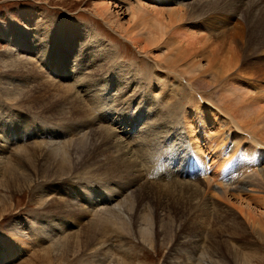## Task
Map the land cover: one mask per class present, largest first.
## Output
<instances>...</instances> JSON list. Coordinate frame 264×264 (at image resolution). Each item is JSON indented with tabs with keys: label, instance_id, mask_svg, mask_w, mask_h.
I'll list each match as a JSON object with an SVG mask.
<instances>
[{
	"label": "rangeland",
	"instance_id": "obj_1",
	"mask_svg": "<svg viewBox=\"0 0 264 264\" xmlns=\"http://www.w3.org/2000/svg\"><path fill=\"white\" fill-rule=\"evenodd\" d=\"M182 1H184V3L186 2V4L191 3V5H189L192 6L198 3L206 4L210 0ZM226 1L228 0L220 1L221 6L228 4L226 7L223 6L227 9L226 13L219 14L218 19L214 21L200 23V27L203 28L204 33L208 30L212 32V41L215 42L213 46H215L216 50L223 56H228L229 52L227 53V50L230 45L238 48V46H236L238 43L244 45L246 42L238 35L241 30L239 28L242 26L240 23L242 11L240 9L237 10L234 4L246 5L249 2V0H245L246 2L242 4L241 2L243 0L239 1V3H235V1L231 0L229 4ZM260 1L259 2L264 5V0ZM102 3L110 7L108 12L105 10L107 13H99V6H102ZM173 4H176L174 0H0V26L15 27L20 31V38L22 37L20 43L24 45L25 42H29L31 45L30 48L27 46L25 48L26 50L20 51V45L15 49L12 47L13 45L9 44L1 37L0 57L20 52V56L25 57L28 63L24 70L31 65L36 66L35 68L39 72L38 77H40L42 82L55 83V85L59 84L58 86L61 84V87L70 86L73 83L74 86L71 88L75 93L71 95L72 93L69 92V95L74 97L75 94H77L79 101L84 99L83 103L80 104L82 106L86 105L85 108H89L90 114L76 118L74 121L77 125L73 124L72 127L76 128L82 125V123L86 125L81 134L89 132L90 127H98L100 129L106 128L112 133L114 130V139L122 142L124 149H129L133 156L132 159H134L136 163L133 177L139 179V183L135 186H141V190L147 187L146 191L151 192L150 194L155 198L154 203H151L148 198L145 200V207L142 213L151 212L149 215L152 217L155 212H159L156 214L158 216L154 215L155 218H151V226L145 221H142L141 226L145 230L144 235V232H142L140 236L136 234V231H134L135 235H123L112 229V231H110L111 238L108 239L105 237L107 241L105 243L103 242L105 245L101 242L97 244V247L78 251L79 253H73L74 249L68 250L67 248H65L64 251V248H55V242H50V238L54 236V234H50L51 222L47 223V229L50 233L45 240H42L38 238L40 235L36 233L34 228L36 225L42 228V225L38 223L35 224L34 221L40 219L45 222L47 219L50 220V218L56 221L61 220V218H63L64 221L67 219L65 223H70L69 229L66 230V228L63 227L64 225L62 227L60 226V229L62 232L71 231L70 233L80 232L84 224H78L80 220L72 219L65 213L55 215L58 217L55 219L52 217L54 213L49 214L41 210H39L41 212L36 210V204L31 203L34 202L32 200L34 192L38 189L40 191L42 190V192L46 190L44 186L45 183L37 181L34 186L32 185L33 188H28V186L25 185L24 188L17 190L14 193L15 195L12 193L6 194L7 197L5 199L7 201L8 198L9 201L4 204L0 203V211H2V207L4 208V206L9 210V212L0 219V237H2L3 240L7 238L11 243V248L13 251L15 250V253L12 254L9 252L11 248H7L5 245L1 246L0 259L5 261L3 263L0 262V264H98L99 260L100 264H114V261L116 263L120 262L121 264H201V251L203 249L195 247L196 243L194 240L196 239V235L194 229L197 223H199L197 217L203 210H205L204 212L207 211V220H210V222L215 220L216 214V216L219 214L224 216L226 215L225 211H231L235 216L237 215L239 220L244 222L247 230H249L248 227L251 229V225H248V223L244 221V217L238 212L237 208H235L236 205H240L242 201L237 199L238 193L235 192V194L233 189H235L240 182H244L247 191L243 193L242 196L244 199L249 200L253 208L258 207V205L260 206L261 199L264 198V180L257 175L256 171L259 170V167L257 166L256 170L252 168L251 165L255 163L253 162L254 155L256 154L254 147L258 146H254V141L245 137V134L242 133L241 130L232 128L228 124L225 126L226 121L224 120L228 115H232V117L238 115V113H240L238 110L241 106H233L225 101L220 102L218 92L212 87L213 81L209 77H206L207 81L199 86V89L202 91H199L196 85L195 89L198 90L192 89L188 84L191 76L188 74H181L179 69H176L177 71L174 70L173 66L165 64V61H163L164 63L161 62V57L158 56L161 53L160 50L151 48L150 54L146 53L144 49L142 50L140 46L141 43L135 44L128 38L126 29L132 30L134 24L139 21L138 18L137 21L135 19L132 20L131 9L146 7L143 12H146L145 16L147 20H150L155 16L154 14L157 13L155 10H164L169 6H174ZM207 9L208 8L205 6L200 12L202 13ZM227 13H230V16L227 17ZM151 15L152 17L149 18ZM140 17L143 20V16ZM145 19L146 18H144V20ZM148 21L145 23L148 24ZM198 21L199 19L196 20V22ZM145 23L142 22L140 25L143 31L148 27ZM137 24L140 23L137 22ZM192 32L193 30L189 29V31H185L184 34L175 33L173 36L175 40L182 38L187 41L188 35H191ZM15 38H17V33L13 35V39ZM98 45L105 47V50H101L104 51L100 53L99 57L101 59L95 56L97 52L96 48L99 47ZM44 53H48V57L54 59L49 61L51 64L45 63V59L43 58ZM83 57H85V59ZM82 58L89 61V63L85 61L83 64L80 61ZM53 61L56 62L55 68ZM156 63L164 66V69H166L163 77L156 75L158 71L155 66ZM96 64L100 65L97 66ZM80 65L83 70L79 68ZM242 67L241 75H237V77L235 76L233 78L236 83V85L233 84V86L240 88L244 87L245 91L250 90L247 96L248 104H250L251 109L253 108L252 110H257V112H259L257 114L261 115V126H264L263 47L257 49ZM92 71L95 72V74L91 76ZM17 72L18 71L16 70L15 72L14 69L13 71L6 70V67L1 65L0 61V138L6 139V142L0 140V148L5 146L3 148V155H5V157L0 161L4 163L5 169H10V167L11 169H30L28 160L30 159L29 163H31V161L34 159L36 160V157L39 156L38 151L40 148L37 147L38 142H49V140L52 139L49 138V134L48 137H37V139L34 137L36 132L34 130L32 131V128H23L28 124L27 119L36 117L43 122L44 118L41 116L42 113L38 111L41 109L36 110V108H30L28 107V103H25L23 100L11 99L8 96V89L6 88L8 84L6 81L11 78V81L13 79L22 80L19 78L20 76H18L20 73ZM231 75H235V72H232ZM82 85H84V87H82ZM56 86L51 87L53 88V92L55 88L59 89V87ZM178 91L180 93H178ZM201 93L204 94L202 95L203 99L201 98ZM210 105L217 106L219 107L218 109L223 108L224 105H228V109L230 107L229 110L231 113L228 111V115H226L222 110L218 116L219 121H216L214 118H211V115H208V111H210L208 108H210ZM66 107L69 108L70 105ZM232 110L234 112H232ZM38 114H40V116ZM49 118L47 119L49 120ZM240 118L242 117H239V119ZM221 119L224 120L222 121L223 123ZM54 122L50 120L48 123H45L47 127L55 124V126L50 128L49 132L51 131L55 136L62 135L57 137L54 142L61 143L70 140L65 138V132H67L65 129L67 128L61 126L64 120H58L57 122L55 120ZM18 123L22 126L19 129ZM217 123L221 126L219 127ZM224 130L229 136L226 141H223L221 137V133ZM20 132L29 134L21 136ZM261 134L264 137V133ZM98 136L97 134L96 137ZM45 137L46 139H44ZM63 138H65V140H63ZM228 141L234 144L230 151L227 150ZM2 144L4 146H2ZM160 148L166 152L160 151L163 153L161 156V153H157L161 150ZM222 148H224L225 151L223 152V159L220 160L216 153ZM23 149L24 151L28 149V151L22 152ZM32 149L33 154L30 152ZM100 155L102 158L100 162L97 157L96 159L80 164L76 169L81 170L73 175L75 177H70L69 180L75 184L76 182H82L84 185H92L91 182H96L97 185H106L103 192L97 193L95 190L93 192L95 197L94 203L98 205L97 208L100 207L101 209H105L107 206H110V209L114 210L117 208L116 204L121 198L130 196L132 199L130 197L129 206L132 207L137 203L135 186L130 189H126L124 186L114 192L116 196L111 197L112 189H115L118 185L123 186L126 184V178L122 174L117 175V177L112 175L109 184L105 182L107 174L102 173V175L96 176V174L101 173L100 171H96V167L98 169L100 164L107 163L110 158L113 157V155L108 152H105L104 155L101 153ZM24 158L28 160H24ZM107 158L109 159L107 160ZM154 159L155 161L159 160V162L155 164ZM261 160L264 164V152ZM256 163L260 165V162L257 161ZM20 165L22 166L20 167ZM82 165L85 166L82 167ZM242 165H247L249 168L239 171L238 169H240ZM93 167L95 170H93ZM138 171L140 173L139 175ZM41 184H43V186ZM57 184L54 186L58 187ZM59 188L61 187H58V189ZM214 188L223 192L227 191L234 205L232 206L230 205L231 203L228 204V202L224 200L221 201L222 199L219 198L218 192L212 191ZM194 189H198L200 193L194 195L195 198H193V202L195 201V203L191 208H188L186 219H178L175 212L169 209L164 211L162 208H159V211L154 209L153 212L152 204H155L161 197L165 199L163 201L167 200L171 203L170 206H174L178 204L176 201L189 197V191ZM231 192H233V196ZM4 193L6 192L2 194ZM54 194L55 193H52L50 198L59 196L58 194L54 196ZM12 203L16 204L14 209L9 207ZM64 215L67 217H64ZM223 216L216 221L222 222L224 220ZM232 217L233 216L230 218ZM18 221H20V225L23 227L19 226V229H14L12 226H16L13 224H17ZM220 224L221 223L218 225ZM218 225L217 228H219ZM210 227L211 226L208 224L205 238L203 239V245H201L202 248L207 246V235ZM196 230L199 235L201 230L197 228ZM146 233L148 236H145ZM216 236L214 239L216 238L215 240L217 241L222 242L225 240L226 243H231V248L234 244L240 251L246 250L242 247V244H246V242L242 243V241L237 240V235L234 233L225 232L219 233V237ZM10 237H14L12 241ZM243 237L249 238L248 236ZM17 242L25 247H30L31 250L29 252L20 253ZM219 249L224 253H218ZM263 250L264 248L262 249L261 247H257L256 251L252 250V253H256L257 257V259L256 257L252 258V264H257L258 262V264H264ZM211 251L214 256L217 255V257H214L215 261L213 260V263L218 264L220 260L219 264H222L224 255L226 254L225 251L218 247L217 249L216 247L211 248ZM6 253L10 255L8 259H4L7 255ZM186 259H188V261ZM204 262L205 264H211L208 260Z\"/></svg>",
	"mask_w": 264,
	"mask_h": 264
},
{
	"label": "bare ground",
	"instance_id": "obj_2",
	"mask_svg": "<svg viewBox=\"0 0 264 264\" xmlns=\"http://www.w3.org/2000/svg\"><path fill=\"white\" fill-rule=\"evenodd\" d=\"M220 1L221 0H210L206 4L198 3L196 5L190 6L191 3L186 4V2L184 3V1L182 0H174V3H176V4H173L174 6H169L168 8H165L164 10H161V11L160 9L155 10L157 13L154 11L156 14L153 13L155 16L152 17L153 15L152 14L149 18L152 17L153 19L152 18H151L152 20L148 19L149 21L147 20V17L145 16L146 12H143L146 7L145 8L144 7L143 8H140V7L133 8L131 9V15H132L131 18L132 20L135 19L136 21L138 18L139 21L137 22L140 24H137L136 22L132 30L126 29L125 27L124 28L127 30L126 32H128V38L130 40H132L135 44H140V43L143 44V45L140 44V46L142 50L144 49L146 53H149L151 51V48L155 50L156 49L160 50L161 53L158 56L161 57L160 59L161 62L165 61V64L173 66L174 70L179 69L181 74L183 73V74L190 75L191 79L190 81H188V84L191 86L192 89L198 90L199 86L203 85V83L207 81L206 77H209L213 81L212 87L218 92L220 102L225 101L226 103H229L230 105H233V106H237V105L241 106L238 110L240 111V113L232 117V115H228V111L230 112L229 110L230 107L228 109V105H224L223 108L221 109H218L219 107L217 106L210 105V108H208L210 109V111H208V115L209 116L211 115V118H214V120L217 121L219 119L218 116L220 115V112L223 110V112L226 115H228L227 116L228 118L224 116L226 118L224 119L226 121L225 126H227L228 124L232 128L241 130L242 133L245 134V137L252 139L251 141H254V146H258V147H254L256 154L254 155L253 162L255 163L251 165H252V168L254 169H256L257 166L259 167V170L256 171L257 170L256 169L255 171L257 172V175L260 178H262V180H264V164H263V161L261 160L263 158V152H264V139H263L264 137L262 136L261 133H264V126H261V121H260L261 115L257 114L259 113L257 112V110H252L253 108L251 109L250 104H248L247 96L250 90L245 91L244 87L240 88V87L233 86V84L236 85L233 78L235 76L237 77V75H241V72H242L241 69L243 68L242 66L246 63L247 59L251 57L257 49L262 48V47L264 49V5L260 3L261 2L260 0H249V2L246 5L234 4L237 10L240 9L242 11L243 20L242 19L240 20V23L242 24V26L239 28L241 30L238 35L241 36L242 40L243 41L245 40L246 42L244 45H241L238 43L236 45L238 46V48H235L231 45L229 47L227 46L228 47L227 53L229 52L228 56H223L221 53H219L216 50L215 46H213L215 42L212 41L213 40L212 32L210 31L211 32L210 33L208 30L206 33H204L203 28L200 27V23H205V21H214L218 19L219 14L226 13L227 9L224 8L223 6L226 7V5L228 4L221 6ZM230 1L231 0H228L226 2L229 3ZM233 1H235V3H239V1L241 0H233ZM246 1L243 0L241 3L243 4ZM205 6L208 9L201 13L200 10L204 9ZM99 8H100L99 13L106 12V11L108 12L110 10V7L107 5L105 6L104 4L102 6H99ZM226 15L228 17L230 16V13H227ZM140 16H143L142 17L143 20L144 18H146L145 19L146 21L145 20L143 21ZM197 19H199L198 22H196ZM147 21H148V24L145 23ZM142 22L148 25V27H146L144 31L140 27ZM189 29H192L193 32L191 33V35L190 34L188 35L187 41L186 39L184 40L182 38L178 40L174 39L173 35L175 33L184 34L185 31H189ZM16 33H17V38L13 39V35ZM198 33H201V34H198ZM1 37L2 39L6 40L9 44L13 45L12 47H14L15 49H17V46L19 47L20 45L19 47L20 51L26 50L25 48L27 46L28 48H30L31 46L29 42H25L24 45L20 43L21 38H22V37L20 38V31L17 30L13 26H7V27L0 26V38ZM98 46L99 47L96 48L97 52L95 56L96 58L98 57L99 59H101L99 56H100V53L104 52L101 50H105V47L102 45H98ZM20 54L21 53L18 52V53H13L10 55L0 57L1 65L6 67V70L13 71L14 69L15 72L17 70L20 73L18 75L20 76L19 78L23 80L22 81L20 79L18 80L13 79L11 81L12 78L10 80L8 79L6 83L10 86L8 85L6 86V88L8 89L7 94L11 99H14V98L21 99L20 101L23 100L25 103H28V107L30 108H33V109L36 108V110L41 109L38 111L39 113H42L41 116L44 118L43 122L40 121L41 119L38 120L39 118L31 117L32 119H27L28 124L26 125V127H23V128L24 129L32 128V131L34 130L36 132V135L32 133L31 134L34 135V137L36 138L37 137L43 138L44 136L48 137V134H49V138H51L53 141L49 140V142H38L37 147L40 148L38 151L39 156H37L38 155L37 154L36 160L34 159L33 161H31V163H29L30 159L28 160L24 158V160H28L30 169H25V168L24 169L22 168L11 169L10 167L11 164L10 166L8 165L10 169L9 168L5 169L4 163L0 161V203L4 204L5 202L9 201L8 198H7V201L5 199L7 197L6 194L12 193L13 195H15L14 193L17 190L24 188L25 185H27L28 188L29 187L33 188L32 185L34 186L37 183V181H41L45 183L44 186L46 187V190L42 192V190L40 191L38 189L34 192L33 199H32L34 202H31V203L36 204V210L38 211L41 210L42 212L49 213V214L54 213L52 217L55 219L58 218L55 215L65 213L68 216H70L72 219L80 220L78 224H84L80 232L77 231L74 233L73 232L70 233L71 231H64V232L61 231L60 226L62 227L64 225L63 227H65L66 230H68L70 227L69 226L70 223H65L67 219L64 221V219L61 218L60 216L59 217L61 218V220L59 221L58 220L56 221L51 218L50 220L47 219L45 222L41 221L40 219H36L34 221L35 224L38 223L42 225V228L38 227L37 225L34 227L36 230V233L40 235L38 236V238L42 240H45V238H47V235L50 233L47 229V225H48L47 223L51 222V233L50 234L51 235L54 234V236L50 238V242L52 241L55 242L56 246L54 247L57 249L64 248V251H65V248H67L68 250L74 249V252L73 251L72 252L75 253L78 251L87 250L91 247H97L98 243L107 242L105 240V237H107L108 239L111 238L110 231H112V229L123 235H129V236H131L132 234L135 235L134 231H136V234L140 236L142 232H144L143 233L144 235L145 230L141 226L142 221L143 222L145 221L148 225L150 224L151 226L152 225L151 218L153 217L154 219L155 218L154 215L158 216L156 214L159 212L157 213L155 212V214L152 217H150L149 215L151 214V212L142 213L145 207V204H144L145 200L148 198L151 203H154L155 198H153V196L150 194L151 192L146 191L147 187L144 190H141V186L139 187L135 186L137 185V183H139V179H136L133 177L134 176L133 171L134 169H136L134 166H136V163L134 159H132L133 156L131 152L129 151V149L127 148L124 149V147L122 146V142L117 141V139L116 140L114 139L113 133H115V131L113 129H112L113 130V133H112L109 131V129H106V128L100 129L98 127L96 128L90 127L89 132L85 134H81L83 133L86 125L82 123V125L77 126L76 128H73L72 127L73 124L77 125V123L74 121L76 120V118L85 116L86 114H90L89 108L87 109L85 108L86 105L82 106L80 104V103H83L84 99L83 100L81 99L82 101H79L77 94H75L76 98L75 96L73 97L69 95V92L72 93L71 95H74L75 93V91L71 88L72 86H74L73 83L70 86H62V87H61V84L60 86H58L59 84L58 85L56 84L59 87V89L55 88V91L53 92V88L51 87L56 86L55 83L42 82L40 77H38L39 72L36 70L35 68L36 66H32L30 64L31 66L27 68L26 70H24V68L27 67L28 63L26 62L27 61L26 58L20 56ZM43 55H44L43 58L45 59L46 64H51L49 61L54 60L52 57L50 58L48 57V53H44ZM102 55L101 57L103 58ZM83 58L85 59V57ZM83 58L80 59V61L84 64L86 60H84ZM86 62L89 63V61H86ZM55 64L56 62L53 61L54 68H55ZM155 66L158 70L156 72V75L163 77L166 71V69H164V66H161L158 63H156ZM79 68L83 70L81 65L79 66ZM232 72H235V75H231ZM94 74L95 72L92 71L91 76ZM230 77L233 83L231 82ZM225 80L226 82L222 85V83ZM195 85L197 86L198 89H195ZM82 87H84V85H82ZM199 91H202V90L199 89ZM178 93L180 92L178 91ZM202 95L204 94L201 93V98H202ZM67 105H70V107L67 108L66 107ZM232 112L234 111L232 110ZM38 115L40 116V114ZM49 117L52 119H50ZM239 117H242L244 120L240 118L242 120L241 121ZM47 118H49V120ZM54 119L56 120V122L58 120H64L61 126L67 128L65 129L67 131L65 132L66 133L65 138L70 139V140H67L66 142L63 141L61 143L56 142L57 144L54 142L56 141L57 137H60L62 135L55 136V134H53L51 131L49 132L50 128L55 126V124H53L50 127H47L45 124L46 122L48 123V121L50 120L54 122L55 121ZM224 120L221 119V122ZM217 125L219 124L217 123ZM220 126L221 125H219V127ZM20 127L22 126L19 125L18 129ZM20 134L21 136H25L29 133L20 132ZM97 134L99 135L98 137H96ZM221 135L220 136L222 137L223 141H226L227 138L229 137L225 133V130L221 133ZM46 137L44 139H46ZM65 138H63V140H65ZM0 140L6 142L5 138H0ZM228 142L229 143L227 145L228 146L227 150L230 151L233 148L234 144L231 143V141H228ZM238 142H241V141H238ZM2 146L4 145L2 144ZM4 147L0 148V160H3L5 157V155H3ZM27 151L28 149L25 151L24 149L22 150V152H27ZM160 151L163 152L164 150L161 149L157 153H161ZM224 151H225L224 148L220 149L218 153H216L215 151L216 155H218V158L220 160L223 159ZM30 152L32 153L33 149ZM105 152L110 153L111 155H113V157L110 156L111 158L109 157L110 160L107 163H104V164L99 163L100 166H98V169L96 167V171H100L101 173L96 174V176L102 175V173L107 174L106 175L107 178L105 182H108L109 184V182L112 179V175L117 177V175L122 174L126 178V181H125L126 184L123 186L118 185L116 186L115 189H112L111 197L116 196L114 192L116 190L121 189L124 186L126 187V189H130L135 186L134 189L136 191L135 190L134 191L137 197V200H136L137 205L134 204L132 207L129 206L130 200L132 199V197L130 196L131 199L130 197L121 198V200H119V202L116 204L117 208L114 210H111L110 206H107V208L105 209L103 208L101 209L100 207L97 208L98 205L94 203L95 197H94L93 192L94 190L97 193L103 192L106 185L99 184L100 185L99 186L97 185L96 182H91L93 186L90 184L84 185L82 182H76L75 184L69 180L70 177H72L74 174H77L81 170V169H76L80 164L96 159L97 157L99 158L98 161L100 162L102 160L100 154L102 153L104 155ZM21 154H24V153H21ZM161 155H163V153H161L160 156ZM109 158H107V160ZM257 161L260 162V165H257L256 163ZM157 162H159V160L155 161V164ZM22 165H20V167ZM84 166L85 165H82V167ZM245 168L248 169L249 166L242 165L240 166V169L238 170L241 171V169H245ZM93 170H95L94 167H93ZM139 171H138V175L140 174ZM56 184L58 187H61V188L58 189V187L54 186ZM41 185L43 186V184ZM245 185L246 184L244 182L242 183L240 182L237 185V187L233 189V191L234 193L235 192L238 193L237 199L242 201V203L240 205H236L235 208H237L238 212L244 217V221H246L248 225L249 224L251 225V229L248 227L250 231L246 229L244 222L239 220L237 215L235 216V214L231 211H225L226 215L224 216L222 214L221 215L219 214L218 216H216L217 215L216 214L215 220L213 222H210V220H207V216H206L207 211L204 212L205 210H203L204 209L203 207H202L203 208L202 213L196 212L200 214L197 217L199 223H197V226L194 229L195 235H196V239L194 240V242L196 243L195 247L199 249H203L201 251V259H200L201 264L202 263L205 264L204 262L205 260H208L209 263L214 264L213 263L215 261L214 257H217V255L216 254H215L216 256L213 255L211 248L216 247L217 249L218 247L225 251L226 254L224 255V261L222 262V264L223 263L224 264H231V263L252 264L251 263L252 258L256 257V253L255 254L252 253V250L256 251L257 247H261L262 249L264 248V244H263L264 243V198L261 199L260 206L258 205V207L253 208L249 200L244 199V197L242 196V194L247 191V188ZM212 191L218 192L219 198L222 199L221 201L224 200L225 202H228V204L231 203L230 205L232 206L234 205L232 204V200L230 198V195L227 193V191L223 192L217 188L212 189ZM3 192H6V193L2 194ZM52 193L58 194L59 196L56 195L57 197L50 198V195ZM189 193H190L189 197L183 200L176 201L178 204L174 206H170L171 203H169L167 200L163 201L165 199L161 197V199L156 201L155 204H152L153 212H154V209H156L157 211H159L161 208L164 211L169 209L170 211L175 212L178 219H181V218L186 219L185 217H187L186 215L188 212V208L189 207L191 208L195 203V201L193 202V198H195L194 195H197L198 193H200V191L198 189H194V190H190ZM231 193L233 196L234 195L233 192ZM9 207L14 209L16 207V204L12 203V205L10 204ZM8 212H9L8 208H5V206L4 208L2 207V211H0V219L3 218L5 214ZM65 216L66 215H64V217ZM222 216L224 217V220L222 222H217L216 220L221 218ZM231 216L233 217L230 218ZM219 223L221 224L218 225ZM208 224L211 226L210 227L211 229L209 228V233L207 235L208 242H207V246H204V248H202L201 245H203V239L205 238L206 228H208ZM13 225H16V226H12L14 229H19V226L23 227L20 225V221H18L17 224H13ZM162 225L165 226L164 224ZM217 225L219 228H217ZM196 228L198 230H201L199 235L197 234L198 231L196 230ZM225 232L234 233L237 235L236 236L237 240L242 241V243L246 242V244H242V247L245 248L246 250L240 251L234 244L232 245V248H231V243H228V242L226 243V241L223 240V238H222L223 240L222 242L215 240L216 238L214 239L216 234L218 236L219 233H225ZM145 236H148L147 233ZM243 236H248L249 238H244ZM13 238L10 237L11 241L13 240ZM199 238H200V241H199ZM238 238H242V239H238ZM3 245H5L7 248L8 247L11 248L10 241L7 238L3 240V238L0 237V247ZM17 246L19 247L20 253L29 252L31 250L30 247H25L19 242H17ZM27 248H30V249H27ZM9 252L13 254L15 253V250L13 251V249L11 248V251ZM220 252L222 251L219 249L218 253ZM6 254H7L6 256L4 255L5 258L3 257L4 259H8V256H10L8 253ZM186 260L188 261V259ZM4 261L5 260L0 259L1 263H3ZM219 263H220V260L218 261V264ZM98 264H100V260ZM114 264H121V263L120 262L116 263L114 261Z\"/></svg>",
	"mask_w": 264,
	"mask_h": 264
}]
</instances>
